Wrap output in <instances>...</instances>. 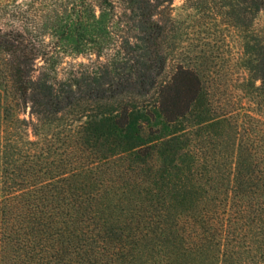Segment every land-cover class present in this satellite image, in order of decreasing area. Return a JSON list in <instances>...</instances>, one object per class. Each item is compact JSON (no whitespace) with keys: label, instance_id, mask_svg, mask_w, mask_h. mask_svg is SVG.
I'll use <instances>...</instances> for the list:
<instances>
[{"label":"trees","instance_id":"1","mask_svg":"<svg viewBox=\"0 0 264 264\" xmlns=\"http://www.w3.org/2000/svg\"><path fill=\"white\" fill-rule=\"evenodd\" d=\"M110 2L61 0L55 19L48 18L50 39L61 49L81 53L83 42L94 44L103 31L99 25ZM127 2L132 9L150 3ZM236 2L238 15L249 14L252 21L264 13V0ZM96 6L100 14L95 20ZM139 13L144 53L136 63L135 83L119 80L107 90L101 89L104 77L90 73L64 87L32 82L34 59L48 55L44 33L31 27L9 34L0 30V53L8 58L5 69L16 97L30 101L44 124L66 118L73 123L71 128L60 125L65 130L54 155L59 150L65 155L58 162L60 174L48 175L47 183L41 169L35 168L32 178L33 170L12 167L18 154L10 147H16L0 138V264H264L263 246L257 242L258 234L264 236V124L225 105L213 110L192 71H179V90L168 98L159 81L166 62L162 29L149 13ZM253 31L245 36L247 65L251 80L260 81L254 98L264 115V34ZM151 95L155 102L144 105ZM1 112L0 102L3 131ZM48 147L50 152V141ZM101 148L106 151L99 154L102 164L110 160L109 173L117 175L114 195L123 171L140 175L133 189L144 196L135 228L114 218L115 207L98 203L96 192L86 194L74 184L82 173V154L89 150L97 156ZM39 150L41 156L29 157L36 167L48 159ZM147 238L153 243L149 251L139 246ZM255 243L259 249L252 248Z\"/></svg>","mask_w":264,"mask_h":264},{"label":"rangeland","instance_id":"2","mask_svg":"<svg viewBox=\"0 0 264 264\" xmlns=\"http://www.w3.org/2000/svg\"><path fill=\"white\" fill-rule=\"evenodd\" d=\"M60 1L0 0V30L4 34L14 31L23 32L30 27L44 33L41 39H44L48 55L34 59L32 82L42 86H49L50 83L56 85V88L64 87L67 82L81 81L90 73L98 75L99 78L104 77V79L100 78L103 90L113 88L111 87L113 82L116 83L119 80L123 85H133L136 63L139 62L141 53H144L142 49L144 45L140 38L145 34V28L139 13L144 10L162 29L159 41L166 62L159 81L161 85H166L165 92L168 98L179 90L180 85L177 82L179 71H192L198 76L204 90L208 92L213 110L225 105L226 108H232L242 116L247 114L251 118L258 119L262 125L264 124L262 108H259L256 97L254 98L260 81L251 80L253 75L247 65L245 39V36L254 32L253 30L258 31V34H264V13H259L253 21L249 14L240 12L238 15L235 7L237 0H149L150 3L146 4L145 9L143 5L140 6L141 9L135 7L132 9L127 0H110L111 8L109 6L105 9L106 11L104 10L107 16L99 25L103 31L94 37V44L89 41L83 42L81 46L83 51L76 53L71 47L61 49L56 40H51L49 37L51 30L48 18L55 19L57 15L55 11L60 10ZM99 14L100 11L96 6L95 20ZM37 40L35 43L39 46L40 38ZM7 60L5 54L0 53L1 118L6 124L2 125L3 131H0V138L7 146L13 144L16 147H10L15 150V154H18L13 157L16 163L12 162V167L17 166L14 164H21L24 172L33 170L31 177L35 175V168L41 169L40 177L42 176L46 181L47 178L49 179L48 175L53 177L60 174L59 159L64 157L65 153L59 150L56 156L54 152L61 147L59 146L61 142L58 140L63 138L61 135L62 129L65 130L63 127L71 128L73 123L66 118L50 125L44 124L41 116L33 113L35 106L14 94L5 69ZM61 83L62 85L59 86L58 84ZM134 90H136L135 86ZM152 97V95L148 96L145 100L149 103L143 104L152 105L155 102ZM138 101V103L143 102ZM244 120L248 121L246 117ZM244 123L245 121L241 123V130ZM49 141L53 148L50 152V146L47 148ZM39 149L46 152L48 159L36 167L35 164L32 165L29 157L32 159L37 155L41 156ZM105 152L104 148H101L97 156L91 154L89 150L82 154L81 164L78 167L82 173L74 184L77 188H85L86 194L90 189L96 192L98 203L110 205L111 208L115 207L111 213L114 218H119L127 228H135L133 222L140 212L138 206L144 196L140 195L135 187L133 189L136 182H140L138 180L140 175L127 176L123 171L119 175L121 179L117 183L119 186L114 195L112 185L114 180L116 182L117 175L109 173L112 165L109 163L110 160L105 165L102 164L100 155L105 156ZM65 172H69V169ZM20 173L21 177L17 179V182H21L24 174L23 171ZM143 176L146 175H142V178ZM56 179L55 181L58 180ZM127 188L128 190H125ZM211 196L215 198L216 195ZM144 202L147 206L150 205L146 197ZM104 213L105 211L100 216L104 217ZM260 221L264 225V216L260 217ZM251 232L248 231L249 235H254ZM258 236L254 237H258L257 242L263 246L261 249L264 251V236L261 234ZM257 244L255 243L252 248L259 249ZM139 246L140 248L145 246L149 251L153 243L147 238L140 241Z\"/></svg>","mask_w":264,"mask_h":264}]
</instances>
